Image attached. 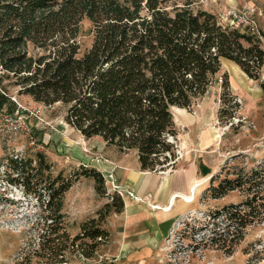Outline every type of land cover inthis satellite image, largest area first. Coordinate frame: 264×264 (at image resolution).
<instances>
[{
    "label": "trees",
    "instance_id": "trees-1",
    "mask_svg": "<svg viewBox=\"0 0 264 264\" xmlns=\"http://www.w3.org/2000/svg\"><path fill=\"white\" fill-rule=\"evenodd\" d=\"M85 21L93 42L82 52ZM224 60L260 80L261 38L223 25L189 0H0V80L10 79L20 97L47 107L60 104L65 122L86 140L101 138L121 153L135 151L143 172L177 169L174 109L190 110L203 100ZM222 86L224 98L233 99L224 78ZM5 101L11 102L0 91V106ZM7 161L17 174L10 182L25 197L45 203L47 196L45 231L54 237L46 242L42 237L40 253L48 263L64 262L65 249L58 240L63 196L72 180L55 176L43 152ZM78 176L93 179L97 193L107 194L105 176L98 169H83ZM217 181L210 189L215 200L235 191L246 195L243 202L212 215L221 225L214 221L212 227L204 226L214 234L213 245L230 248L245 239L250 226L264 221V164ZM110 199L113 203L105 205L110 212H124L118 194ZM81 229L72 246L79 239L97 242L109 236L95 219Z\"/></svg>",
    "mask_w": 264,
    "mask_h": 264
},
{
    "label": "rangeland",
    "instance_id": "rangeland-1",
    "mask_svg": "<svg viewBox=\"0 0 264 264\" xmlns=\"http://www.w3.org/2000/svg\"><path fill=\"white\" fill-rule=\"evenodd\" d=\"M189 1L215 14L223 25L229 24L226 19L232 11H254L252 15L258 21L259 37L264 46V0ZM80 42L82 52L93 42L91 25L87 21L82 24ZM238 68L235 63L224 60L207 96L192 109H184L182 115L176 116L177 168L197 158L210 169V177L198 182L200 185L187 211L177 217L162 243L151 249L140 246L138 240L130 236L131 229L125 230L132 222L145 221L144 206L157 212L154 209L159 207L150 204V197L130 196L132 191L118 185L111 174L104 175L107 194L101 196L93 179L78 176L83 169L96 168L89 165L103 161L106 153L111 155L119 150L107 146L101 138L86 140L82 137L65 122L60 104L47 107L30 97H20L10 79L0 80L1 94L5 91L11 101L0 106V264H264V221L250 226L245 239L230 248L213 245L210 236L214 234L204 227H212L214 221L221 225L212 215L246 198L245 193L235 191L224 198L213 199L210 189L218 184L217 179L230 178L240 169L250 170L264 164V67L260 80L250 79ZM223 78L229 82L227 93L233 99L224 98ZM232 79L237 81L236 93L232 91ZM222 109L226 110L223 118L220 116ZM36 152L46 155L55 176L61 174L73 182L63 196L62 235L58 240L65 249L62 263H48L40 253L42 237L46 236L45 242L54 237L46 235L45 231L47 196L45 203L34 196L25 197L22 189L10 182L17 174L8 165L7 158L18 155L24 160L34 157ZM132 157L129 156L128 161ZM115 193L125 204L120 214L105 207L106 203H113L110 198ZM126 201L135 207L134 219L129 218L132 206L127 209ZM93 219L100 221L109 236L97 242L79 239L72 246L73 240L82 235L83 223ZM50 222L48 220L47 225Z\"/></svg>",
    "mask_w": 264,
    "mask_h": 264
},
{
    "label": "crops",
    "instance_id": "crops-1",
    "mask_svg": "<svg viewBox=\"0 0 264 264\" xmlns=\"http://www.w3.org/2000/svg\"><path fill=\"white\" fill-rule=\"evenodd\" d=\"M242 80L245 81L244 79ZM236 82L233 79L231 80L233 93L237 92ZM174 110V119L177 125L176 116L182 115L184 109L176 108ZM106 154V158L104 157L103 161L95 166L93 164L89 166L96 167L106 177L111 174L118 185L133 191L139 198L150 197V204L159 207L158 209H154L157 212H152L144 206L146 208L144 209L146 212L144 220H147V222H132L131 227H125V230L131 229L130 236L134 240H138L137 243L140 246H148L150 249L158 247L162 243L167 231L174 225L177 217L187 211L188 204L194 198L189 200L186 197L184 198V196H194L196 188L200 185L198 182L205 180L206 177H210V169L205 165L204 161H198L196 158L194 160H187L186 165L175 170L160 173L143 172L141 171L140 162L135 151L123 154L117 151V153H112L111 155ZM131 155H133L132 160L128 161L127 158ZM126 204L127 209L128 206H132L129 218L134 219V205H129L127 201ZM137 206L139 207L140 205ZM142 226L145 227L140 229Z\"/></svg>",
    "mask_w": 264,
    "mask_h": 264
},
{
    "label": "built area",
    "instance_id": "built-area-1",
    "mask_svg": "<svg viewBox=\"0 0 264 264\" xmlns=\"http://www.w3.org/2000/svg\"><path fill=\"white\" fill-rule=\"evenodd\" d=\"M252 12L254 11H232L231 13H229L228 17H227V21H229V24H227L226 26H229L231 28H236V29H244V32H248L251 35L254 36H260V29H259V25H258V21H256L253 18ZM112 177V176H111ZM121 195H123L121 193ZM130 196L135 197V193L132 191L129 193Z\"/></svg>",
    "mask_w": 264,
    "mask_h": 264
},
{
    "label": "bare ground",
    "instance_id": "bare-ground-1",
    "mask_svg": "<svg viewBox=\"0 0 264 264\" xmlns=\"http://www.w3.org/2000/svg\"><path fill=\"white\" fill-rule=\"evenodd\" d=\"M187 198V199H189V200H191L192 198H193V196L192 195H190V196H184V198Z\"/></svg>",
    "mask_w": 264,
    "mask_h": 264
}]
</instances>
